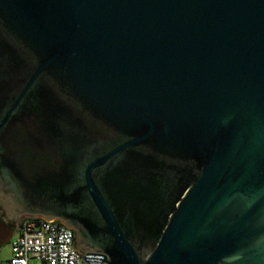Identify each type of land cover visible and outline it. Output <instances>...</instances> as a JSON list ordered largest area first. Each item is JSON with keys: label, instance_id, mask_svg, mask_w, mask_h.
<instances>
[{"label": "water", "instance_id": "obj_1", "mask_svg": "<svg viewBox=\"0 0 264 264\" xmlns=\"http://www.w3.org/2000/svg\"><path fill=\"white\" fill-rule=\"evenodd\" d=\"M0 209L86 264H264V0H0Z\"/></svg>", "mask_w": 264, "mask_h": 264}, {"label": "built area", "instance_id": "obj_2", "mask_svg": "<svg viewBox=\"0 0 264 264\" xmlns=\"http://www.w3.org/2000/svg\"><path fill=\"white\" fill-rule=\"evenodd\" d=\"M74 234L57 221L41 218H23L17 235L10 242L11 256L1 264H86L85 255L75 251ZM105 264V263H101Z\"/></svg>", "mask_w": 264, "mask_h": 264}, {"label": "flooded vegetation", "instance_id": "obj_3", "mask_svg": "<svg viewBox=\"0 0 264 264\" xmlns=\"http://www.w3.org/2000/svg\"><path fill=\"white\" fill-rule=\"evenodd\" d=\"M22 219L16 222L6 221L4 220L1 209H0V241L4 240L6 242H9V241L11 242V240L18 233V228H19V225ZM73 234L75 238V233L73 232ZM95 255H98V254H95ZM99 256L103 257L102 255H99Z\"/></svg>", "mask_w": 264, "mask_h": 264}, {"label": "rangeland", "instance_id": "obj_4", "mask_svg": "<svg viewBox=\"0 0 264 264\" xmlns=\"http://www.w3.org/2000/svg\"><path fill=\"white\" fill-rule=\"evenodd\" d=\"M11 256L10 241H0V264L7 261ZM28 264H41L39 261L30 260Z\"/></svg>", "mask_w": 264, "mask_h": 264}]
</instances>
